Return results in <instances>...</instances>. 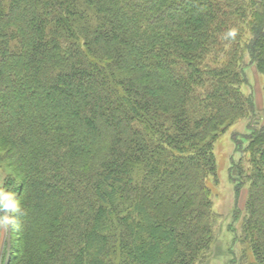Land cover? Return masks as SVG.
Wrapping results in <instances>:
<instances>
[{
  "label": "trees",
  "instance_id": "16d2710c",
  "mask_svg": "<svg viewBox=\"0 0 264 264\" xmlns=\"http://www.w3.org/2000/svg\"><path fill=\"white\" fill-rule=\"evenodd\" d=\"M246 58L264 74V0H0L9 264L203 263L213 140L255 116ZM257 116L230 166L232 264H264Z\"/></svg>",
  "mask_w": 264,
  "mask_h": 264
},
{
  "label": "rangeland",
  "instance_id": "374dc122",
  "mask_svg": "<svg viewBox=\"0 0 264 264\" xmlns=\"http://www.w3.org/2000/svg\"><path fill=\"white\" fill-rule=\"evenodd\" d=\"M245 61L247 63L245 67L247 82L244 89L254 100L255 116L254 118L243 117L234 121L213 140L212 149L216 170L214 176L208 177L207 185L210 189L214 239L205 261L201 264H232L231 250L236 254V257L239 255L237 246L231 245L232 228L237 225L234 217L235 209L243 213L247 194L246 187H240L235 176L230 173V166L238 158V154H236L238 141L243 140L244 135L248 133L249 126L256 124L255 122L259 119L257 114H260V109L264 106V74L256 72L247 58ZM10 170L9 167H5L4 170L0 169V187L5 176L13 173ZM6 234L7 232H0V264H3L5 255ZM247 254L251 260L252 254L249 251ZM234 264L241 263L238 261Z\"/></svg>",
  "mask_w": 264,
  "mask_h": 264
},
{
  "label": "clouds",
  "instance_id": "9594fccd",
  "mask_svg": "<svg viewBox=\"0 0 264 264\" xmlns=\"http://www.w3.org/2000/svg\"><path fill=\"white\" fill-rule=\"evenodd\" d=\"M229 36H234V32H229ZM23 214L22 205L14 197V193L0 187V232H7L17 224L16 217Z\"/></svg>",
  "mask_w": 264,
  "mask_h": 264
},
{
  "label": "water",
  "instance_id": "95a60500",
  "mask_svg": "<svg viewBox=\"0 0 264 264\" xmlns=\"http://www.w3.org/2000/svg\"><path fill=\"white\" fill-rule=\"evenodd\" d=\"M10 249H11V229H9L6 234V254H5L3 264H9Z\"/></svg>",
  "mask_w": 264,
  "mask_h": 264
}]
</instances>
